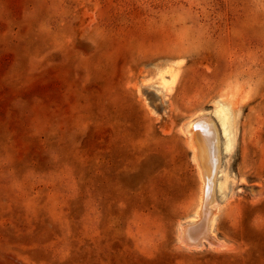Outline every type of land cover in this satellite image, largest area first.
Masks as SVG:
<instances>
[{
  "label": "rangeland",
  "instance_id": "1",
  "mask_svg": "<svg viewBox=\"0 0 264 264\" xmlns=\"http://www.w3.org/2000/svg\"><path fill=\"white\" fill-rule=\"evenodd\" d=\"M204 117L228 179L189 250ZM0 264H264V0H0Z\"/></svg>",
  "mask_w": 264,
  "mask_h": 264
},
{
  "label": "bare ground",
  "instance_id": "2",
  "mask_svg": "<svg viewBox=\"0 0 264 264\" xmlns=\"http://www.w3.org/2000/svg\"><path fill=\"white\" fill-rule=\"evenodd\" d=\"M159 86L164 89L165 83L161 82ZM213 112L221 131V137L224 140L222 142L224 150H228L230 144H232L230 124V118L232 117L230 110L227 106L218 104L214 107ZM214 123L210 118L204 117L195 122H190L187 128L190 147L197 162L202 183L199 205L195 216L187 226L181 228L179 233V242H181L182 246L189 248V250L201 249L205 243L208 246H212L213 243L210 241V237H212L215 215L212 209L214 208V200H216L214 188L219 191L225 189L228 179L223 174V170L220 169V148L222 144L220 142V133ZM218 178L219 182L217 181ZM225 248L227 249V247Z\"/></svg>",
  "mask_w": 264,
  "mask_h": 264
}]
</instances>
